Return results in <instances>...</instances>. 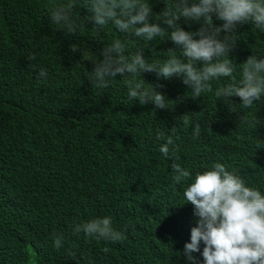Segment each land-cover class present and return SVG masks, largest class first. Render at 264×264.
<instances>
[{
	"label": "clouds",
	"instance_id": "1",
	"mask_svg": "<svg viewBox=\"0 0 264 264\" xmlns=\"http://www.w3.org/2000/svg\"><path fill=\"white\" fill-rule=\"evenodd\" d=\"M80 1L91 13L95 29L108 26L115 34L92 71L96 86L109 87L110 78L119 74L128 81L126 99L147 108L141 120L128 118L130 128L120 135L125 144L118 154L131 153L135 174L146 183L145 192H134L135 211L138 214L140 208L143 221L134 229L142 241L127 264H264V177L255 187L207 143L191 147L196 150L193 156L199 170L195 175L173 162L179 159L182 139L189 143L201 137L203 122L194 116L203 106L214 112L209 93L224 100V115L243 131L259 125L264 117L260 103L264 98V51L238 55V69L229 58L241 28L249 25L264 32V0ZM73 7L69 2L51 11L57 29L76 32L79 25ZM198 23L201 27L193 28L199 29L196 32L183 28ZM222 31L226 34L221 39ZM138 42L141 48L129 56L127 50ZM149 55L161 59L149 62ZM47 75L41 68L38 78ZM131 75L139 78L131 81ZM174 76H181L190 88L184 89L189 96L180 104L179 89L163 85L174 81ZM220 81L225 85L215 91ZM189 99L193 101L187 102ZM171 163L173 183L162 179ZM185 181L184 187L177 185ZM181 188L189 209L180 202ZM164 192L172 195L163 197ZM9 193L4 188L1 200H10ZM44 193L42 201L37 195L29 199L26 212L33 217L30 222L46 229L48 219L74 210V200L64 194ZM182 209L191 214L187 226L175 224L177 211L184 218ZM80 223L73 228L77 239L55 237L51 255L34 256L30 264H87L88 248L78 236L81 232L92 238L90 242L104 246L126 239L127 226L117 230L110 216ZM32 233L36 231L30 226L18 223L1 234L12 258L21 250L36 248L33 239L29 240ZM64 248L71 250L68 256L61 253Z\"/></svg>",
	"mask_w": 264,
	"mask_h": 264
},
{
	"label": "trees",
	"instance_id": "2",
	"mask_svg": "<svg viewBox=\"0 0 264 264\" xmlns=\"http://www.w3.org/2000/svg\"><path fill=\"white\" fill-rule=\"evenodd\" d=\"M69 2L74 3L72 13L79 25L75 33L57 29L50 19L55 7ZM196 27L201 24L183 28L196 32ZM225 34L222 31L220 38ZM114 35L108 26L95 29L91 13L80 0H0V264H30L34 256L48 258L55 237L77 239L75 225L101 215L110 216L117 230L127 226L126 239L104 246L90 242L92 238L81 232L83 236H78L88 248L87 264H127L140 246L142 238L134 225L143 221L140 208L138 214L135 211L134 192H145L146 183L135 174L131 153L118 152L125 144L121 133L131 122L141 120L147 108L126 99L127 78L118 74L110 78L109 87L100 88L92 73ZM133 46L127 50L129 56L141 43ZM256 50L264 51V32L246 25L238 31L229 58L238 69V55L256 54ZM33 55L35 60H29ZM147 59L156 62L161 58L149 55ZM41 68L47 70L46 79L38 78ZM129 78L135 81L139 75ZM163 85L179 89L178 104L189 96L184 89L190 88L181 76ZM224 85L217 82L215 91ZM208 96L214 112L203 106L194 116L203 122L201 137L189 143L182 139L179 159L173 162L195 175L199 170L193 156L196 150L191 147L207 143L239 176L258 187L264 177V117L259 125L243 131L224 115V100L212 93ZM260 103L264 105V98ZM172 163L162 179L173 183ZM177 185L184 187L186 181ZM4 188L10 191V200H1ZM183 191L181 188L180 202L188 208ZM44 192L74 200V210L48 219L46 229L30 222L33 217L26 212L29 199L34 195L41 199ZM170 195L172 192L162 194ZM182 212L184 218L180 211L175 213V224L187 226L191 214ZM18 223L36 231L29 238L36 248L21 250L12 258L1 234ZM61 253L68 256L71 250L64 248Z\"/></svg>",
	"mask_w": 264,
	"mask_h": 264
}]
</instances>
